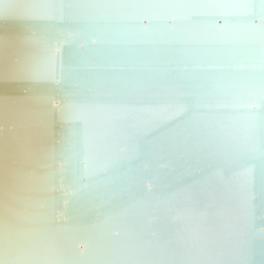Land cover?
<instances>
[{
    "label": "bare ground",
    "instance_id": "6f19581e",
    "mask_svg": "<svg viewBox=\"0 0 264 264\" xmlns=\"http://www.w3.org/2000/svg\"><path fill=\"white\" fill-rule=\"evenodd\" d=\"M0 264H264V0H0Z\"/></svg>",
    "mask_w": 264,
    "mask_h": 264
}]
</instances>
